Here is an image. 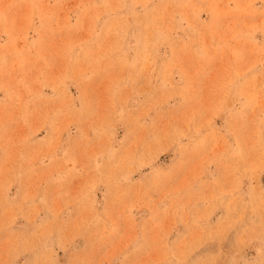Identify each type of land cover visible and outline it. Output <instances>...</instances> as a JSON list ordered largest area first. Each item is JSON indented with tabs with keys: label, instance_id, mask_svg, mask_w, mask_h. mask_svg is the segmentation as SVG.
Wrapping results in <instances>:
<instances>
[{
	"label": "rangeland",
	"instance_id": "374dc122",
	"mask_svg": "<svg viewBox=\"0 0 264 264\" xmlns=\"http://www.w3.org/2000/svg\"><path fill=\"white\" fill-rule=\"evenodd\" d=\"M0 264H264V0H0Z\"/></svg>",
	"mask_w": 264,
	"mask_h": 264
}]
</instances>
